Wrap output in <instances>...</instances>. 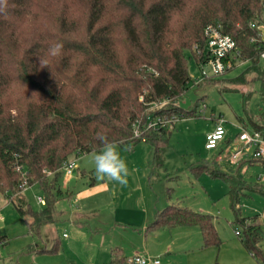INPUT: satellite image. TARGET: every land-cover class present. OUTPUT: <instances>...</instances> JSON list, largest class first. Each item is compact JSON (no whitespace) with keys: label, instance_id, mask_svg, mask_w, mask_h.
<instances>
[{"label":"trees","instance_id":"trees-1","mask_svg":"<svg viewBox=\"0 0 264 264\" xmlns=\"http://www.w3.org/2000/svg\"><path fill=\"white\" fill-rule=\"evenodd\" d=\"M262 13L264 0H8L7 14L0 15V195L36 232L55 220L61 166L75 155L99 150L98 132L127 149L147 141L159 162L168 130L156 124L144 131L154 116L145 104L164 100L171 105L188 88L187 58L206 61L204 30L210 24L220 25L235 41L264 98V40L250 26H258ZM53 42L63 44L56 57L48 55ZM41 59L49 61L47 67ZM241 76L230 82L243 83ZM165 110L174 119L194 116L178 106ZM253 130L264 133V122L253 124ZM17 166L26 171L29 185L44 190V210L32 211L16 195L21 189ZM201 168L227 183L235 198L233 177ZM44 170L52 172L50 181ZM237 223L243 248L264 264L259 227L250 218ZM161 226L197 227L203 247L219 244L212 217L183 206L157 211L149 228ZM108 264H124V257L112 251Z\"/></svg>","mask_w":264,"mask_h":264},{"label":"rangeland","instance_id":"rangeland-1","mask_svg":"<svg viewBox=\"0 0 264 264\" xmlns=\"http://www.w3.org/2000/svg\"><path fill=\"white\" fill-rule=\"evenodd\" d=\"M259 18L260 36L264 37V13ZM177 25L174 18L173 32ZM247 67V62H237L225 74L195 84L201 70L209 73L210 67L187 58L188 88L176 102L145 104L146 113L154 115L151 119H160L168 130L161 162L155 160L154 148L147 141L140 140L131 149L119 145L129 169L127 183L119 184L97 175L94 155L100 149L71 157L77 169L68 179L63 171L56 178L55 188L61 194L53 205L55 220L38 231H32L13 204L0 195V264H108L115 250L124 256V264L134 254L156 259L158 264H187L186 252L194 248L201 260L210 258L213 264L215 260L257 264L236 235L241 230L238 218L256 216L262 231L259 245L264 250V182L257 180L262 169L248 163L254 148H242L237 140L241 128L251 132L253 124L264 122L260 82ZM240 75L243 83L230 82ZM175 106L194 116L174 119L164 111ZM219 119L225 130L223 142L207 150L206 135ZM231 153L238 154L235 163L227 160ZM203 165L234 178V199L229 196V185L210 176ZM16 195L34 212L46 208L37 202V197L45 201V192L37 183L24 186ZM177 204L210 215L219 244L203 247L198 228H149L156 211Z\"/></svg>","mask_w":264,"mask_h":264},{"label":"built area","instance_id":"built-area-1","mask_svg":"<svg viewBox=\"0 0 264 264\" xmlns=\"http://www.w3.org/2000/svg\"><path fill=\"white\" fill-rule=\"evenodd\" d=\"M252 28L259 30V27L255 24L250 25ZM204 35L206 37L205 52L206 61L204 63L198 64H208L210 67V72L206 73L201 70L200 79L195 83L198 84L202 80H209L215 77L221 76L231 70L237 62H241L239 59V50L236 46L235 41L228 35L222 34L220 25H208L204 30ZM199 53V52H198ZM260 59L264 60V51L260 53ZM156 124L164 126L160 119L154 121L149 119L145 127L152 128ZM223 122L221 119L215 122V126L211 132L206 135L205 148L207 150H214L223 142L225 130L223 129ZM134 136H138L139 130L138 126L133 125ZM237 140L242 144V148L253 149L254 151L250 154L249 161H257L262 169V173L258 176L257 180L264 182V133L260 131L252 130L248 132L247 130L241 128L240 134L237 136ZM225 156V155H224ZM223 156V158H224ZM221 157V159H223ZM230 163H235L238 160V154L231 153L227 159ZM77 168L73 161H66L60 168L69 178L71 173ZM15 170L19 174L21 179L20 187L21 190L24 186L29 185L27 183L26 171L21 167L17 166ZM46 176H51L52 172L43 171ZM37 202L39 204H45V201L41 197H37ZM239 232H236V235ZM127 264H158L156 259H149L139 254H134L126 260Z\"/></svg>","mask_w":264,"mask_h":264},{"label":"clouds","instance_id":"clouds-1","mask_svg":"<svg viewBox=\"0 0 264 264\" xmlns=\"http://www.w3.org/2000/svg\"><path fill=\"white\" fill-rule=\"evenodd\" d=\"M8 11V0H0V15H6ZM63 49L61 42H53L48 48L50 57L58 56ZM47 59H41L42 67H47ZM97 140L101 142L100 151L94 155V166L97 175L101 178L115 181L119 184H126L129 175V169L126 160L121 156L119 144L109 141L107 136L98 132Z\"/></svg>","mask_w":264,"mask_h":264},{"label":"crops","instance_id":"crops-1","mask_svg":"<svg viewBox=\"0 0 264 264\" xmlns=\"http://www.w3.org/2000/svg\"><path fill=\"white\" fill-rule=\"evenodd\" d=\"M261 39L262 40H264V37H262L261 36ZM252 163V162H251ZM254 163H256V162H254ZM250 164V163H249ZM256 164H258V163H256ZM259 165V164H258ZM77 169V168H76ZM230 176V175H229ZM232 177V176H231ZM68 179V178H67ZM167 206H169V205H167ZM167 206H165V207H167ZM177 206H179L178 204H177ZM164 207V208H165ZM163 208V209H164ZM157 212V211H156ZM155 212V213H156ZM56 215V214H55ZM155 215V214H154ZM152 217V216H151ZM152 218H154V217H152ZM250 219H252V223L254 224V225H256V226H258L259 227V229H260V231H261V226H260V223L258 222V220L256 219V216L255 217H250ZM153 220V219H152ZM174 228H182V229H186V230H192L193 228H197V227H187V226H176V227H174ZM173 228V229H174ZM261 236H262V231H261ZM260 241H261V239H260ZM240 242V241H239ZM241 244V243H240ZM259 244H260V242H259ZM242 245V244H241ZM259 247H260V245H259ZM261 248V247H260ZM245 250V249H244ZM262 250V249H261ZM246 251V250H245ZM262 251H264V250H262ZM247 252V251H246ZM247 254L248 255H250L248 252H247ZM186 256H187V259L189 260L188 262H187V264H213L212 262H211V259L209 258V260L207 259V260H205V261H203V260H201V257H199L200 255L198 254V253H196V249L194 248L193 250H190V251H188V252H186ZM124 257V256H123ZM251 257V256H250ZM252 258V257H251ZM253 259V258H252ZM254 260V259H253ZM255 261V260H254ZM217 261L215 260V262H214V264L216 263ZM256 262V261H255ZM219 263V262H218ZM257 263V262H256ZM221 264H224V263H221ZM226 264H231V263H226Z\"/></svg>","mask_w":264,"mask_h":264}]
</instances>
